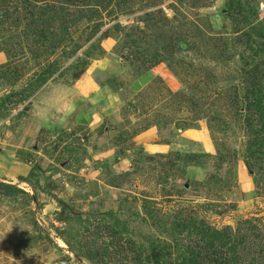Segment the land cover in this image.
I'll return each instance as SVG.
<instances>
[{"label":"rangeland","instance_id":"1","mask_svg":"<svg viewBox=\"0 0 264 264\" xmlns=\"http://www.w3.org/2000/svg\"><path fill=\"white\" fill-rule=\"evenodd\" d=\"M0 158V264H264V0H0Z\"/></svg>","mask_w":264,"mask_h":264},{"label":"trees","instance_id":"2","mask_svg":"<svg viewBox=\"0 0 264 264\" xmlns=\"http://www.w3.org/2000/svg\"><path fill=\"white\" fill-rule=\"evenodd\" d=\"M32 174V173H31ZM20 181L27 180L25 177H19ZM18 191V187L4 181H0V192L6 195L14 194Z\"/></svg>","mask_w":264,"mask_h":264},{"label":"crops","instance_id":"3","mask_svg":"<svg viewBox=\"0 0 264 264\" xmlns=\"http://www.w3.org/2000/svg\"><path fill=\"white\" fill-rule=\"evenodd\" d=\"M0 161H1V158H0ZM1 163V162H0Z\"/></svg>","mask_w":264,"mask_h":264}]
</instances>
